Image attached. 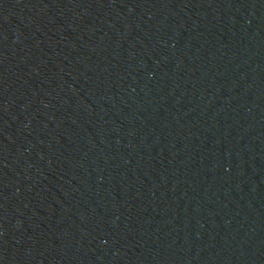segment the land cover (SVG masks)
I'll use <instances>...</instances> for the list:
<instances>
[{"label": "water", "instance_id": "1", "mask_svg": "<svg viewBox=\"0 0 264 264\" xmlns=\"http://www.w3.org/2000/svg\"><path fill=\"white\" fill-rule=\"evenodd\" d=\"M0 264H264V0H0Z\"/></svg>", "mask_w": 264, "mask_h": 264}]
</instances>
